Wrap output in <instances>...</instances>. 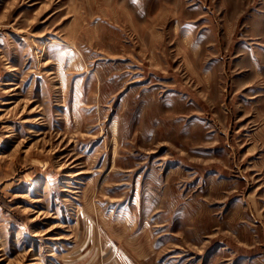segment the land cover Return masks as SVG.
<instances>
[{
	"label": "rangeland",
	"instance_id": "1",
	"mask_svg": "<svg viewBox=\"0 0 264 264\" xmlns=\"http://www.w3.org/2000/svg\"><path fill=\"white\" fill-rule=\"evenodd\" d=\"M0 264H264V0H0Z\"/></svg>",
	"mask_w": 264,
	"mask_h": 264
}]
</instances>
